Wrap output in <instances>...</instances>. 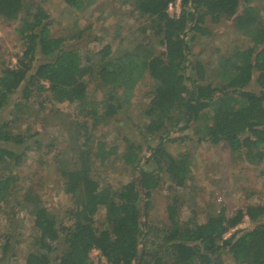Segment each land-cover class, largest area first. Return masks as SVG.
Listing matches in <instances>:
<instances>
[{"label": "trees", "instance_id": "16d2710c", "mask_svg": "<svg viewBox=\"0 0 264 264\" xmlns=\"http://www.w3.org/2000/svg\"><path fill=\"white\" fill-rule=\"evenodd\" d=\"M62 1L78 13L101 5L98 0ZM174 1L117 0L147 19L156 41L134 38L114 50L94 36L96 49L80 51L68 42L81 38L83 29L72 31L69 40L54 34L42 0H0V18L17 22L22 44L15 64L0 69V112L19 91L0 121V212L22 192L35 228L24 264H94L93 250L107 264H223L224 254L235 264H264V203L230 214L221 207L202 221L192 214L182 221L183 201L167 192L165 218H149L153 193L161 185L194 188L191 152H173L169 143L225 142L232 159L250 165L264 160V0H180L177 16L168 12ZM221 19L232 20L249 44L220 53L214 63L192 61L190 42L209 34L207 20ZM145 76L149 87L132 105ZM45 101L76 107L73 114L54 111L69 117L64 126L74 153H52L54 140L43 151L40 139L28 141L37 132L20 130L22 113ZM123 114L136 118L144 144L118 135L94 137L92 129ZM32 150L52 154L64 179L63 192L70 198L64 217L49 211L38 190L14 170ZM119 158L132 168L127 181L105 183L94 173L96 162L111 165ZM99 210L103 215L96 220ZM245 218L252 226L238 229ZM11 246V234H4L0 260L11 257Z\"/></svg>", "mask_w": 264, "mask_h": 264}, {"label": "rangeland", "instance_id": "374dc122", "mask_svg": "<svg viewBox=\"0 0 264 264\" xmlns=\"http://www.w3.org/2000/svg\"><path fill=\"white\" fill-rule=\"evenodd\" d=\"M42 1L54 34L63 35L69 40L72 31L83 29L81 38L71 39L68 42L80 51H84L86 47L96 49L94 36H99L102 42L112 43L114 50L124 49L129 43L135 41L134 38L156 41L147 30V19L139 16L132 6H120L117 0H98L100 6L81 13L68 8L62 0ZM179 6L180 0L168 10L169 14L176 15ZM241 8L242 5L239 6L238 11ZM262 13L264 15V8ZM205 25L210 31L209 34L198 35L190 42L192 61L214 63L220 53L243 49L249 44L246 38H242L235 32L232 20L221 19L217 23L207 20ZM16 26L17 22H8L0 18V69L2 65L13 66L22 52L21 41L15 32ZM156 48L162 49L158 45ZM149 84L150 80L145 76L135 89L132 105L136 104L139 92L141 94L145 92ZM91 90L94 96H101L100 91ZM18 97L19 91L11 95L7 106L0 112V121L8 116L12 103ZM56 109L68 114L76 111L74 105L66 102L45 101L42 105L34 103L30 112L22 113L18 122L20 130L30 134L37 132L38 134L28 141L40 139L44 144L43 151H47L46 144L54 140L55 147L52 153L55 149L74 153L64 126L69 117L55 114ZM134 120L123 114L108 125H100L92 129V133L94 137L100 139L111 140L118 135L125 136L134 143L144 144V137L135 127ZM142 126L143 123H140V129ZM184 132L189 133V130ZM120 137H118L119 141ZM125 146L122 144L119 153L124 151ZM168 147L173 152L184 149L191 152L194 188L192 191L185 188L168 190L165 185H161L153 193L149 218L153 220L165 218L167 192L175 194L183 201L179 212L182 221H185L190 214L194 215L197 221H202L206 213L217 212L221 207L230 214L237 208H244L247 204L264 203V160L258 165H250L243 160L232 159L225 142L217 146L194 141H186L185 144L173 142L169 143ZM51 155L32 150L14 170L26 180V183L38 190L49 211L56 213L58 217H64L66 209L70 207V198L63 192L64 179L58 172ZM94 173L103 178L105 183L115 184L127 181L132 176V168L124 163V159L119 158L111 165L108 163L101 165L96 162ZM20 194L6 202L0 212V245L3 235L7 233L11 234L12 244L11 257L0 260V264H24L28 243L35 233L27 205L20 200ZM102 215L103 211L99 210L96 220H100ZM251 226L252 224L245 218L237 228L248 229ZM90 257L94 264H107L98 250H93ZM223 264L235 263L224 254Z\"/></svg>", "mask_w": 264, "mask_h": 264}, {"label": "built area", "instance_id": "2783aa9c", "mask_svg": "<svg viewBox=\"0 0 264 264\" xmlns=\"http://www.w3.org/2000/svg\"><path fill=\"white\" fill-rule=\"evenodd\" d=\"M176 1H178V0H176ZM176 1H174L173 3H170V4L168 5V10L172 7L173 4L176 3ZM178 14H179V11H177L176 16H177Z\"/></svg>", "mask_w": 264, "mask_h": 264}]
</instances>
